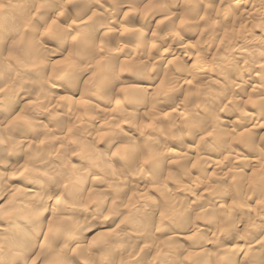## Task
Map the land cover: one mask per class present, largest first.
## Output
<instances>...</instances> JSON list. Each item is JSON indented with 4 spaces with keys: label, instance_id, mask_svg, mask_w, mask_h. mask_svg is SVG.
<instances>
[{
    "label": "clouds",
    "instance_id": "clouds-1",
    "mask_svg": "<svg viewBox=\"0 0 264 264\" xmlns=\"http://www.w3.org/2000/svg\"><path fill=\"white\" fill-rule=\"evenodd\" d=\"M0 264H264V0H0Z\"/></svg>",
    "mask_w": 264,
    "mask_h": 264
}]
</instances>
